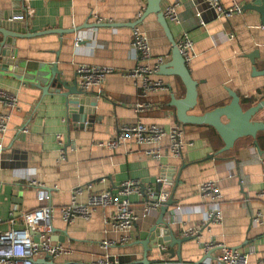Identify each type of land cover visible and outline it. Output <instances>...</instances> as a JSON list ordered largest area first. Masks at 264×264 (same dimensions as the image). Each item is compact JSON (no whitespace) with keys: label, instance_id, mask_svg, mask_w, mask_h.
<instances>
[{"label":"crops","instance_id":"obj_1","mask_svg":"<svg viewBox=\"0 0 264 264\" xmlns=\"http://www.w3.org/2000/svg\"><path fill=\"white\" fill-rule=\"evenodd\" d=\"M218 2L228 8L235 3L242 6L245 1ZM170 4L176 5L179 16L178 24L167 21L174 41L186 34L194 46V56L187 64L192 79L198 82L197 106L191 114L202 115L227 104L228 90L240 98L245 109L261 101L264 77L252 74V67L256 71L264 69L260 16L247 11L227 19L217 17L200 0H163L161 7ZM145 6L146 0H0V23L4 15H22L25 29L20 24L19 33L76 29L97 21L138 23L134 28L100 27L62 36L46 34L16 40L19 69L14 73L0 72V90L18 98L13 111L0 101V113L9 117L7 133L0 137V234L20 229L23 214L38 207L37 188L27 184L34 179L50 193L54 209L52 239L62 248L54 262L91 264L106 253L101 242L117 241L120 233L106 225L111 208L97 209L87 220L78 217L64 223L60 210L70 204L72 195L76 193L78 204H85L90 194L115 193L126 180L138 181L154 191L161 183L163 189L173 194L176 204L175 208L168 207V212L179 208L171 225L175 237L181 238L189 229L202 231L197 240L181 245V262H174H204L209 256L203 247L213 243L244 253L252 248L248 264H257L264 259V231L260 225L251 224L250 213H260L264 220V201L257 196L264 192V155L258 156L251 138L239 139L232 150L216 154L223 144L212 128L178 122L170 101L172 97L183 98L185 88L178 77L158 74L159 67L170 61L171 45L155 15L140 20ZM134 30L147 39L151 54L140 66L156 71L151 79L161 80L162 90L144 94L140 86L142 77L122 75L139 66L130 45ZM230 34L235 36L233 40L229 39ZM77 38L81 40L75 47ZM253 53L254 64L248 58ZM54 64L68 83L76 80V68L80 65L114 69L99 89L100 97L97 99L96 90L88 95L90 103L84 106L94 111V115L87 114L92 117L88 122L80 120L85 114L77 108V119H70L73 112L64 98L42 97L35 88L49 78ZM254 120L264 121V108ZM137 122L155 124L165 131L180 127L183 140L192 146L179 157L169 153L167 137L158 145L138 146L128 141L116 148L100 147V143L114 139L122 126ZM263 136L260 133L257 138L261 150ZM155 147L160 149V159L146 155L147 150ZM206 181L216 183L220 190L221 220L217 223L206 221L211 202L198 193V186ZM128 199L137 217L130 232L132 240L110 247L108 253L120 258L122 264H136L143 255L140 243L147 238L159 212L146 211L147 204L140 195ZM220 252V248L209 251L211 257ZM154 255H148V259H154Z\"/></svg>","mask_w":264,"mask_h":264},{"label":"built area","instance_id":"obj_2","mask_svg":"<svg viewBox=\"0 0 264 264\" xmlns=\"http://www.w3.org/2000/svg\"><path fill=\"white\" fill-rule=\"evenodd\" d=\"M209 8H211L217 17L229 18L235 14L241 13V8L237 4L224 8L218 0H203ZM162 13L165 19L174 24L179 23V16L176 5H167ZM14 18H22L21 14L9 16L7 21H13ZM100 23V21H97ZM264 30V25H260ZM235 36L229 35V39L233 40ZM80 38L75 41V47H78ZM131 47L136 52V60L139 62L133 71L124 72L122 75L131 78L142 77L141 89L144 94L157 92L162 90L163 84L161 80H153L151 76L156 74V71L144 69L140 63L150 59V48L147 39L134 30L132 34ZM176 46L184 62L188 64L194 56V46L192 40L182 34L176 41ZM114 73L113 68L95 66V65H80L76 68V81L79 89L85 94L96 90L97 99L100 97L102 84L105 78ZM0 101L10 110L17 106V98L4 91L0 90ZM9 117L0 113V134L7 130ZM165 137L168 138V151L172 156L179 157L182 155L185 148L192 146V143H187L183 140V132L180 127H174L169 131H165L162 127L155 124H144L137 122L133 125H125L119 129L118 135L114 139H110L105 143H100V147L116 148L123 143L132 141L135 145H158ZM62 146V143H60ZM146 155L153 159H160L161 153L159 147L147 150ZM243 184V181H240ZM28 186L37 188L38 207L32 211L24 213L22 216L23 224L20 229H11L0 234V264H82V263H55L54 260L62 253V248L57 245L52 239V217L54 209L51 205V197L48 191L44 190V186L34 179L27 181ZM161 186L162 184L159 183ZM155 191L149 187H143L138 181L126 180L122 182L118 190L113 193L104 191L101 193H92L88 196L85 204H78L75 201V195H72L70 204L61 208V219L68 224L75 218L89 219L97 209L111 208L112 212L106 220V225L112 230L120 233L117 241L105 239L101 242V248L106 253L99 257L91 264H119L118 259L108 253L110 247L118 245H126L131 240L130 232L137 224V217L133 214L130 208L129 196L137 194L143 198L147 204L146 211L156 210L159 206L166 202L170 196L167 189L161 187L159 198L155 203H149L146 199H152ZM198 193L202 199L211 202V206L205 214L208 223H217L221 220V212L219 209L220 190L216 183L206 181L198 186ZM144 194V195H143ZM264 201V192L257 194ZM176 210H179L177 208ZM0 218V222H1ZM251 224L260 225L264 231V220L261 219L260 213H250ZM198 232L196 229H189L183 232L184 236H194ZM206 252L213 248H220L221 252L215 257H209L202 264H248V256L253 253L250 248L244 253L235 248L224 247L219 244H208L205 246ZM164 264V262L160 263ZM183 264V263H175ZM257 264H264V259H261Z\"/></svg>","mask_w":264,"mask_h":264},{"label":"water","instance_id":"obj_3","mask_svg":"<svg viewBox=\"0 0 264 264\" xmlns=\"http://www.w3.org/2000/svg\"><path fill=\"white\" fill-rule=\"evenodd\" d=\"M162 1L163 0H146V6L140 20H143L149 15H155L157 23L162 28L163 33L171 45L170 61L159 67L158 74L162 76L178 77L185 88V94L183 98L174 99V97H172L170 101V105L176 109V117L178 122L182 125L208 126L212 128L219 136L223 144V147L216 154L232 150L234 143L239 139L251 138L252 145L257 151L258 156H263L264 150H261L258 146L257 138L260 133H264V121H256L254 118L260 111L263 110L264 98L256 105L245 109L240 101V98L234 92L228 90L227 93L230 101L227 104L216 107L203 113L202 115L191 114V112L197 106L198 82L192 79L187 64L184 62V59L178 51L176 42L170 33L168 22L161 10ZM200 1L207 6L203 0ZM244 1V4L240 6L241 12H256L260 16L261 24L264 25V0ZM208 11L216 15L211 8ZM17 12L20 13V11ZM8 18L9 16L4 15L3 21L0 23V72L2 73H14L17 72V69H19L17 51L15 50V42L18 39L33 38L46 34H57L62 36L64 34H74L80 30H94L100 27L134 28L138 24L135 22L129 24L93 23L82 25L76 29L49 30L30 34L25 32H17V30H19L18 27L20 24L21 29H25L23 18H14L13 21H7ZM255 57L256 53L248 56L253 64ZM49 74L50 76L46 79L45 83L39 82L36 85L33 84L35 88L40 90L42 97L47 95H56L64 98L67 108L73 112L71 113L72 115L70 117L72 120L77 119V115L74 114L76 108L77 111L85 114L84 117H80V120H83V122H88V120L92 119L90 116L87 117V114L92 115L94 111L88 110L87 107L84 106H88L87 104L90 103L88 101L89 94H85L79 89L77 81L74 80L71 83H68L67 81L63 80L62 72L58 70V67L55 64L50 67ZM252 74L264 77V69L261 71H256L255 67H252ZM78 105L84 107H73ZM15 109H12V111ZM94 119L95 116H93V120ZM6 133L7 131L0 134V137L5 136ZM262 139L264 140V136ZM177 183L178 180H176V184ZM160 190L161 185L158 184L153 198L149 200L146 199V201L149 203H155L159 198ZM175 206L176 204L173 200V194L169 196L166 202L159 206V214L157 215L154 225L150 229L147 238L143 242H139L142 246L143 255L142 259L136 264H160L162 262H164V264H175L176 262H174V260L181 262V245L199 238L202 231L198 232L194 236L183 235L181 238L175 237L173 231L171 230V225L175 222L176 209H172V211L168 212V207L175 208ZM175 247L176 250L174 249ZM203 248H205V246ZM208 253L209 251H207V255L211 257L210 253ZM150 254H155L154 259H148V255ZM159 257L162 259H159ZM118 261L119 264H122L120 258ZM202 263L203 262L197 264Z\"/></svg>","mask_w":264,"mask_h":264},{"label":"trees","instance_id":"obj_4","mask_svg":"<svg viewBox=\"0 0 264 264\" xmlns=\"http://www.w3.org/2000/svg\"><path fill=\"white\" fill-rule=\"evenodd\" d=\"M246 102H248V100H246ZM213 133H214L215 135H217V134L215 133V131H213Z\"/></svg>","mask_w":264,"mask_h":264},{"label":"rangeland","instance_id":"obj_5","mask_svg":"<svg viewBox=\"0 0 264 264\" xmlns=\"http://www.w3.org/2000/svg\"><path fill=\"white\" fill-rule=\"evenodd\" d=\"M161 10H164V7L163 8L161 7Z\"/></svg>","mask_w":264,"mask_h":264}]
</instances>
